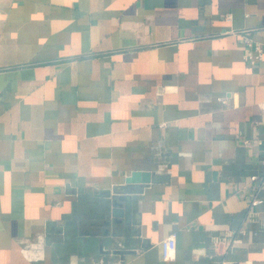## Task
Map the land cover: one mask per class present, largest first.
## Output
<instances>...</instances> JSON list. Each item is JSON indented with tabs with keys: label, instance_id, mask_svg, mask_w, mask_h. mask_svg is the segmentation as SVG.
Instances as JSON below:
<instances>
[{
	"label": "crops",
	"instance_id": "0c3cea01",
	"mask_svg": "<svg viewBox=\"0 0 264 264\" xmlns=\"http://www.w3.org/2000/svg\"><path fill=\"white\" fill-rule=\"evenodd\" d=\"M239 31L264 0H0V264H264Z\"/></svg>",
	"mask_w": 264,
	"mask_h": 264
},
{
	"label": "built area",
	"instance_id": "2783aa9c",
	"mask_svg": "<svg viewBox=\"0 0 264 264\" xmlns=\"http://www.w3.org/2000/svg\"><path fill=\"white\" fill-rule=\"evenodd\" d=\"M245 37L244 42L246 44L245 59L251 64H258L264 56V45L260 42L253 41L245 31L237 33ZM245 143H248V140H245ZM251 180L256 178V175H252ZM260 202V199L257 196H253L250 199V205L253 207ZM170 254V243L166 239L162 242V257L163 259H168ZM246 264V263H241Z\"/></svg>",
	"mask_w": 264,
	"mask_h": 264
},
{
	"label": "water",
	"instance_id": "95a60500",
	"mask_svg": "<svg viewBox=\"0 0 264 264\" xmlns=\"http://www.w3.org/2000/svg\"><path fill=\"white\" fill-rule=\"evenodd\" d=\"M119 198H120V199H126V200L128 199V198L125 197V196H120ZM113 204H114V206H118L119 203H117L116 200H113ZM121 210H122L121 208H116V207H113V208L111 209V216L114 218V219H113V222L120 221L119 217L123 215V213H122Z\"/></svg>",
	"mask_w": 264,
	"mask_h": 264
}]
</instances>
